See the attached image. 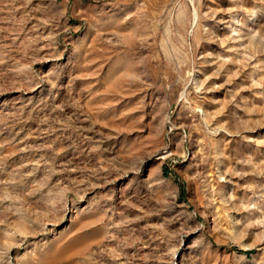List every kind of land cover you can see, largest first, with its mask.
Wrapping results in <instances>:
<instances>
[{
	"label": "rangeland",
	"instance_id": "374dc122",
	"mask_svg": "<svg viewBox=\"0 0 264 264\" xmlns=\"http://www.w3.org/2000/svg\"><path fill=\"white\" fill-rule=\"evenodd\" d=\"M0 264H264V0H0Z\"/></svg>",
	"mask_w": 264,
	"mask_h": 264
},
{
	"label": "trees",
	"instance_id": "16d2710c",
	"mask_svg": "<svg viewBox=\"0 0 264 264\" xmlns=\"http://www.w3.org/2000/svg\"><path fill=\"white\" fill-rule=\"evenodd\" d=\"M233 249L237 250L238 252L245 253V254H249L251 252L250 250H241L238 248H233Z\"/></svg>",
	"mask_w": 264,
	"mask_h": 264
}]
</instances>
